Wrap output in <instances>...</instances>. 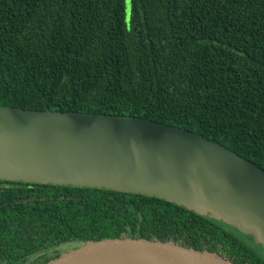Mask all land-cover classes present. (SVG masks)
Instances as JSON below:
<instances>
[{
    "label": "trees",
    "instance_id": "1",
    "mask_svg": "<svg viewBox=\"0 0 264 264\" xmlns=\"http://www.w3.org/2000/svg\"><path fill=\"white\" fill-rule=\"evenodd\" d=\"M125 16V0H0V105L140 117L264 169V0H130ZM122 236L264 264L228 225L162 198L0 179V264Z\"/></svg>",
    "mask_w": 264,
    "mask_h": 264
},
{
    "label": "water",
    "instance_id": "2",
    "mask_svg": "<svg viewBox=\"0 0 264 264\" xmlns=\"http://www.w3.org/2000/svg\"><path fill=\"white\" fill-rule=\"evenodd\" d=\"M0 179L155 196L264 248V169L222 143L140 117L0 105ZM46 264H234L173 241L87 240Z\"/></svg>",
    "mask_w": 264,
    "mask_h": 264
},
{
    "label": "rangeland",
    "instance_id": "3",
    "mask_svg": "<svg viewBox=\"0 0 264 264\" xmlns=\"http://www.w3.org/2000/svg\"><path fill=\"white\" fill-rule=\"evenodd\" d=\"M129 4H130V0H125V11H126L125 18H126L127 23L129 22ZM218 221H220V220H218ZM220 222H222V221H220ZM222 223H224V222H222ZM224 224H226V223H224ZM226 225H228V224H226ZM228 226L230 227V230L232 232L239 233L249 243V245L252 246L259 254H261V255L264 254V248L262 247V245L256 244L255 242L248 240L246 237L243 236V234L241 232L234 230L230 225H228Z\"/></svg>",
    "mask_w": 264,
    "mask_h": 264
},
{
    "label": "flooded vegetation",
    "instance_id": "4",
    "mask_svg": "<svg viewBox=\"0 0 264 264\" xmlns=\"http://www.w3.org/2000/svg\"><path fill=\"white\" fill-rule=\"evenodd\" d=\"M65 245V244H64ZM61 247H63L62 245H58L55 247V249H60ZM42 252V250L38 251L37 253H35L32 257H30L24 264H30L33 262L34 258H37V256ZM62 252V251H61Z\"/></svg>",
    "mask_w": 264,
    "mask_h": 264
}]
</instances>
